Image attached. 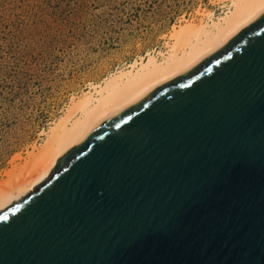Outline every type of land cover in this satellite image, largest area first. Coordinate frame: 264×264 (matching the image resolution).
<instances>
[{"label":"water","instance_id":"obj_1","mask_svg":"<svg viewBox=\"0 0 264 264\" xmlns=\"http://www.w3.org/2000/svg\"><path fill=\"white\" fill-rule=\"evenodd\" d=\"M0 264H264V14L1 211Z\"/></svg>","mask_w":264,"mask_h":264},{"label":"rangeland","instance_id":"obj_2","mask_svg":"<svg viewBox=\"0 0 264 264\" xmlns=\"http://www.w3.org/2000/svg\"><path fill=\"white\" fill-rule=\"evenodd\" d=\"M225 0H0V182L72 100ZM20 166V165H19Z\"/></svg>","mask_w":264,"mask_h":264},{"label":"bare ground","instance_id":"obj_3","mask_svg":"<svg viewBox=\"0 0 264 264\" xmlns=\"http://www.w3.org/2000/svg\"><path fill=\"white\" fill-rule=\"evenodd\" d=\"M219 16L175 25L166 50L149 52L72 100L39 147L0 182V212L24 198L105 121L139 104L162 85L191 71L264 14V0H225Z\"/></svg>","mask_w":264,"mask_h":264}]
</instances>
